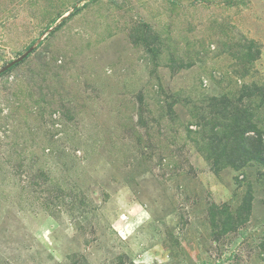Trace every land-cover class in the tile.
<instances>
[{"label":"rangeland","instance_id":"obj_1","mask_svg":"<svg viewBox=\"0 0 264 264\" xmlns=\"http://www.w3.org/2000/svg\"><path fill=\"white\" fill-rule=\"evenodd\" d=\"M28 51L0 264H264V0H0V69Z\"/></svg>","mask_w":264,"mask_h":264},{"label":"trees","instance_id":"obj_2","mask_svg":"<svg viewBox=\"0 0 264 264\" xmlns=\"http://www.w3.org/2000/svg\"><path fill=\"white\" fill-rule=\"evenodd\" d=\"M17 64H15L14 66H16ZM14 66H12L11 68H13ZM10 68V69H11ZM10 69H8L7 71H9ZM6 71V72H7ZM238 123V122H237ZM252 126V127H251ZM249 127H251V129H253V130H257L258 131V129L257 128H255V126L254 125H252V124H250V126ZM244 130V129H243ZM248 131V130H247ZM246 132V131H245ZM243 139L245 140V141H247V142H249V144H251L254 148H251V149H249V148H247L246 150H245V152L248 150V151H250L251 152V154L248 156V157H252L253 156V153H255V152H257L258 153V155H263L262 153H261V148H260V146L261 145H263L264 143H262L261 142V137H257V138H254V137H249L248 139L246 138V137H243ZM242 139V142H244V140ZM245 144V143H244ZM258 148V149H257ZM249 152V153H250ZM262 159V158H261ZM251 200H252V197L251 196H249L248 198H247V203H246V209L249 211L250 210V208H251Z\"/></svg>","mask_w":264,"mask_h":264},{"label":"water","instance_id":"obj_3","mask_svg":"<svg viewBox=\"0 0 264 264\" xmlns=\"http://www.w3.org/2000/svg\"><path fill=\"white\" fill-rule=\"evenodd\" d=\"M30 51L24 53L23 55H21L20 57H18L17 59L12 60L10 63L6 64L3 68L0 69V75L4 72H6L8 69H10L12 66H14L15 64L19 63L21 60H23V58H25L27 56V54Z\"/></svg>","mask_w":264,"mask_h":264}]
</instances>
